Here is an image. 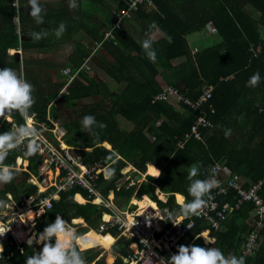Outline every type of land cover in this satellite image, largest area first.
<instances>
[{"label":"trees","instance_id":"1","mask_svg":"<svg viewBox=\"0 0 264 264\" xmlns=\"http://www.w3.org/2000/svg\"><path fill=\"white\" fill-rule=\"evenodd\" d=\"M151 1L152 5L147 2L137 4L136 10L130 8L132 0H77L79 6L76 9L69 7V0L40 1L45 10L44 23L37 24L30 15L29 0H17L19 10L13 5L14 0H0V68L19 71L22 66L25 78L34 86L32 95L36 102L29 115L35 114L39 122H46L47 115L57 121L60 118L55 113L57 104L66 109L83 100L89 102L78 109L75 118L63 123V139L70 148L80 150L84 164L100 163L106 169H115L102 190L104 196L107 190L113 189L112 183L121 177L120 170L126 165L142 174L153 169L157 172L147 173L153 177L147 176L136 197L176 211L178 207L172 194L187 201L192 199L188 193V175L194 164L200 166L198 179L208 178L207 169L214 163L225 165L244 188L264 179V0ZM48 3L57 8L52 9ZM123 12L129 15L117 21ZM132 17L139 24L134 32L136 38L126 27L125 20ZM61 22L66 24V30L57 38L55 30ZM42 29L47 30V37L39 41L30 37L32 32ZM79 31L85 34L88 43L83 44L80 40L72 44L66 69L77 75L61 94L69 76L60 75L59 69L65 67L58 68L23 56L18 61L17 56H9L10 50H21L24 54L58 48L73 42L74 34ZM206 32L209 43L192 54L186 37L191 34L201 36ZM148 33L155 40V62L147 58L141 47V41ZM92 50L96 55L91 59L103 78L91 69L78 71L92 56ZM256 72L260 73L261 81L252 87L248 81ZM110 82L118 85L113 91H110ZM165 87L172 89L175 97L156 100ZM208 87L213 88L211 98L206 102L198 100ZM53 101L56 107L51 106ZM188 102L196 103V109H189ZM86 115L95 116L97 121L88 134L82 127ZM7 117L14 119L16 126L24 124L19 112L14 111ZM198 117H205L213 124L212 129L200 128L199 139L190 134V126ZM4 118L0 117V133L11 127ZM121 121L132 124V128L126 131L121 127ZM46 123L53 127L50 122ZM99 123L106 127L100 128ZM228 130L231 132L226 137ZM104 142L110 147L109 151L99 147ZM18 157L28 162L29 173L17 171L11 183L0 184V199L6 200L5 195L9 193L20 205L21 199L36 196L38 188L28 184L27 180L30 175H38L40 157L38 154L26 157L23 150L16 149L4 163L13 165ZM156 187L162 193L170 194L165 204L157 200ZM134 190L114 192V197L128 199ZM75 193L86 197L85 190L79 187L61 192L59 199L52 201L51 209L36 218L34 234L42 232L57 215L69 223L78 218L88 226L96 222L99 218L97 206L89 200L83 204V198L79 201L82 204L76 203L73 200ZM260 193L264 198V188ZM234 197L235 193L231 192L224 200L232 203ZM251 209V205L245 203L234 211L219 233L213 234L214 244L203 246L200 241L196 242L201 247L220 248L225 255L244 256L240 251L250 229ZM83 228L76 229L81 236L88 230L80 233ZM91 229L92 248H82V254L87 264H104L98 256L106 245L99 237L110 236L98 235ZM205 229L197 223L183 244L193 241ZM262 236L259 250L252 257L244 256L246 264H264V234ZM128 244L129 241L120 239L111 251L124 256L128 253ZM42 247L36 243L18 244L9 235L0 264H25L26 257L39 252ZM119 261L118 257L115 263Z\"/></svg>","mask_w":264,"mask_h":264},{"label":"built area","instance_id":"2","mask_svg":"<svg viewBox=\"0 0 264 264\" xmlns=\"http://www.w3.org/2000/svg\"><path fill=\"white\" fill-rule=\"evenodd\" d=\"M143 2L152 5L151 0H132L130 8L136 10L137 4ZM13 5L18 7L17 0H14ZM128 15V13L123 12L117 18V21ZM87 62H90V58L85 61L83 66ZM86 69L89 70V68ZM59 73L63 76H69L60 91V93H63L77 74H71L70 69L66 68L60 69ZM212 90V87H208L202 92L198 100L206 102L211 98ZM169 97H175V92L165 87L164 91L155 99L167 100ZM186 105L191 110H195L197 106L196 103L191 104L190 102L186 103ZM22 118L25 123V117L22 116ZM34 118L36 119L35 114L29 115V119H32V121H34ZM46 122H50L53 127L50 128ZM46 122H34L35 126H39L41 130V135L38 139L40 151L37 153L40 157V168L39 176L28 180L29 183L38 187L43 186L44 190H39L36 197L23 198L20 205L14 204L15 215L18 214V217L15 218V222L12 224V221H8L7 225H5V227H10L11 229L5 236L0 237V244L6 242L7 245L9 243V234L14 241H17L14 227L21 229V223H24L23 217L21 218L20 216L22 213L24 217L27 213L32 214L33 220L31 222L35 223L36 218L46 210L51 209L52 201L59 199L61 192H66L73 187H79L85 190L86 197H83L81 193H75L73 194V200L76 201V196H80L83 198L84 203L89 200L91 204L100 208L98 233L109 234L110 231H113L115 233L114 242L120 238L129 241V244L126 245L128 253L125 256H118L119 262L115 263L113 261L110 264H165L169 256L177 252V246L180 245L197 223H201L206 229L196 236L193 242L200 241L206 246L214 244L215 238L213 234L219 233L228 217L234 211L239 210L245 203L250 204L252 207L248 218L250 229L241 245L240 252L244 256L252 257L259 250L262 235L264 234V198L260 193L264 188V179L250 187L244 188L240 180L225 165L214 163L207 169L208 177L214 176L219 182V186L211 190L212 199L208 200V206L203 213L189 218H170L168 213L173 211L169 206L157 207L150 202H143V205H140L142 201L136 198V192L140 185L146 182L147 174H141L133 167H126L120 170L121 177L112 183L113 189L107 190L104 196L102 190L108 180L105 179L106 166L100 163L84 164L79 149L70 148L63 144L64 128L62 126L57 128V125L53 123L48 115L46 116ZM12 125H14L12 126L13 128L16 127V123H12ZM200 128L212 129L213 124L205 117L196 118L190 126V134L193 138H200ZM179 148H181V145ZM19 150L22 151L23 148ZM83 151L90 152V150ZM136 173L139 174V179L135 178L137 176ZM101 177L103 181L100 183ZM130 188H135L134 192L120 206L117 198L114 197V192L126 191ZM45 192H48L46 196L38 198L39 195ZM231 192L235 193L232 203L224 200V197H227ZM154 194L157 200L163 204L166 203L168 196H170V194L162 193L158 187L155 188ZM172 196L175 206L178 207L176 212H178V202L183 197L178 194H172ZM3 219L4 216H0V220ZM173 220L181 224L174 225L172 223ZM32 227L28 230H31ZM204 234L212 243L205 242V239L202 238Z\"/></svg>","mask_w":264,"mask_h":264},{"label":"clouds","instance_id":"3","mask_svg":"<svg viewBox=\"0 0 264 264\" xmlns=\"http://www.w3.org/2000/svg\"><path fill=\"white\" fill-rule=\"evenodd\" d=\"M78 6L77 0H69L70 8L76 9ZM29 7L30 15L35 19L36 23L43 24L45 10L39 0H29ZM151 27H155V25ZM65 30L66 24L61 22L55 30L56 37L60 38ZM47 36L48 32L44 29L30 34V37L36 41ZM154 43L155 40L151 33L146 34V37L141 41L142 49L147 58L152 62L156 61V51L153 47ZM260 81L261 75L259 72H256L249 78L248 84L256 87ZM33 89L34 86L25 78L22 71H17L10 67L0 68V117H6L14 111L19 112L25 117L24 124L0 133V184L11 183L15 178L17 169L12 165L4 163L11 151L23 148V155L26 157H31L40 151L38 139L41 135V130L29 119L30 109L36 102L32 95ZM96 125L97 121L95 116L86 115L83 117L82 127L84 131L90 132ZM98 126L100 128L106 127L103 123H99ZM230 132L231 130L226 131L225 136H229ZM126 167L131 166L126 165L124 168ZM158 172L160 173L159 170ZM199 172V165L194 164L191 166L188 175V180L190 181L188 193L192 199L190 201H187L186 198L181 199L178 202L179 211L169 212L168 215L170 218L199 216L208 206V200L212 199L210 195L211 190L218 187L219 182L214 176H209L206 179H198L196 177H198ZM114 173V168L105 169V179H110ZM147 176L151 175L147 174ZM8 207V204L4 200H0V210H6ZM4 215H7L6 211ZM172 223L174 225L181 224L176 223L174 220ZM9 231L10 227L0 226V237L5 236ZM203 237L206 243H212L206 236ZM82 240L83 237L77 233L76 229L60 215H57L54 222L49 223L42 232L34 234L26 242L28 245H33V243L42 244L43 247L39 252H35L26 257L25 264H87V260L82 254ZM3 251V245L0 244V252ZM165 264H246V261L244 256H237L235 254L225 255L217 247L179 245L177 252L169 256Z\"/></svg>","mask_w":264,"mask_h":264},{"label":"rangeland","instance_id":"4","mask_svg":"<svg viewBox=\"0 0 264 264\" xmlns=\"http://www.w3.org/2000/svg\"><path fill=\"white\" fill-rule=\"evenodd\" d=\"M40 1H42V2H45V1H48L49 2V0H39V2ZM40 4H41V2H40ZM133 18L134 17H132V18H130V19H126L125 21H126V24H128V25H126V27H128V30L130 31V32H132L133 34H134V32L138 29V25L139 24H137V22H135L134 20H133ZM134 38H136V35L134 34ZM73 42H71V43H66V44H64V45H61V46H59L58 48L59 49H53L52 51H49V52H46V54L45 55H42V54H38V52H33V51H29V52H24V54H22V51L21 50H18L17 51V54L18 55H15V56H17V58H18V61H20L21 60V58H22V56H23V58H28V59H31V60H39V61H42L43 63L44 62H48V63H50V64H52V65H54V66H56V67H58V68H60V66H62V67H65V68H68V64H66V59H67V57L70 55V52H71V47H72V44L73 43H75V41H82L83 42V44H87L88 43V38L85 36V34L82 32V31H79L77 34H74V36H73ZM195 42H200L201 41V43L204 45V44H208L209 43V39H208V34H207V36H203L202 38H199V39H195L194 40ZM195 42H192V41H189L188 42V47L190 48V50H191V52H192V54H194V52H196L202 45H196L195 44ZM11 55H14L13 54V52H12V54ZM96 55V51L95 50H92V56L90 57V62H87L86 64H85V66H83L82 68L80 67L79 68V70L78 71H80V70H83V69H86V68H89V69H91L92 70V72H95L97 75H100L102 78H103V74H102V72H100L99 71V68L96 66V64L93 62V60L91 59L93 56H95ZM87 70V69H86ZM19 71H22V66H21V68H20V70ZM59 72H60V69H59ZM108 80V79H107ZM108 85H109V87H110V91H113V90H115L116 88H117V84L116 83H113V82H110V83H108ZM61 94V93H60ZM60 94L58 95V96H60ZM89 102H87L86 100H83L82 102H80V104H77L76 106L74 105H72L70 108H66V109H63V108H61L58 104H57V107H56V103H55V101H53V102H51V106L52 107H56L57 108V110L55 111V113L58 115V116H60V118L57 120V121H53V123L55 124V125H57V128H58V126H62L63 125V123H67V122H70L71 120H72V118L74 117H76V115L77 114H79V108L81 109V107H82V105L84 104H88ZM49 116V118H51L50 117V115H48ZM4 120H7L8 122H10V124H11V126H14V125H12V123H15L14 122V119H12V118H7V117H5L4 118ZM32 120V119H31ZM35 121H38V120H36L35 118H34V121L33 122H35ZM120 125H121V127H123L126 131H129L131 128H132V124H129V123H125V122H123V121H121L120 122ZM13 128V127H12ZM38 129H39V126L37 127ZM89 132V131H88ZM85 133H87V131H85ZM90 133V132H89ZM64 134H65V132H64ZM88 134V133H87ZM105 142H104V144L103 145H100L99 147H101V148H103V149H106V150H109L110 149V147H108L109 149H107L105 146ZM148 172H153L151 169H148V171L146 172V174L148 173ZM157 172V171H156ZM40 190V189H39ZM6 196V200H4V201H6V202H8V205H10V207H11V210L9 211L10 213L8 214V217L6 216V215H4V212L5 211H7V209L6 210H0V216H4V219H7V220H1L2 221V225H3V227H5V225H7V223H8V221H12L11 222V224L13 223V222H15L14 220H15V218L16 217H18L17 215H15V205H14V203H13V199H11V200H8L7 198H8V196L7 195H5ZM179 198V197H178ZM81 199V197L80 196H78L77 197V200H80ZM1 200V199H0ZM122 209H124V208H122ZM23 215V216H22ZM22 215H20L21 216V218H22V220L24 221V223L22 222L21 223V229H19L20 231H21V233L22 234H25V236H26V233H27V230L28 229H30L31 227H32V225L34 224V222H31L32 220L31 219H28L27 217H24V214L22 213ZM76 223V222H75ZM97 223V220H96V222H94V224L93 225H91V227L95 230V231H97L98 230V224H96ZM75 229H80L81 228V225L82 226H87L86 228L87 229H90V227L88 226V225H85L83 222L82 223H76V224H74V223H72V221H71V223H70ZM74 224V225H73ZM86 228H83V229H81L80 230V233H82V231H84V230H86ZM11 229V228H10ZM91 231V230H90ZM88 233H89V230H88ZM86 234H87V231H86ZM16 235V234H15ZM32 235V234H31ZM31 235H29V236H31ZM84 235V234H83ZM110 235H113L112 233H111V231H110ZM24 236V237H25ZM21 237H22V235H21ZM16 242L17 243H20V242H27L28 240H27V238L26 239H24V238H19V236H17L16 235ZM85 240V239H84ZM86 242H87V240H86ZM88 243V242H87ZM201 243V245H203V246H205L202 242H200ZM2 245H3V248L5 249V247H6V242H3V243H1ZM5 244V245H4ZM37 244V243H36ZM8 245V244H7ZM38 245H40V244H38ZM192 245H199V246H201L200 244H199V242H194ZM83 247V246H82ZM95 247H97V246H95ZM92 248V247H91ZM1 255H2V252H0V257H1ZM93 264V263H92Z\"/></svg>","mask_w":264,"mask_h":264},{"label":"crops","instance_id":"5","mask_svg":"<svg viewBox=\"0 0 264 264\" xmlns=\"http://www.w3.org/2000/svg\"><path fill=\"white\" fill-rule=\"evenodd\" d=\"M49 1H51V0H49ZM45 2H48V1H45ZM52 4V3H51ZM50 3H48V5H50V7L52 8V9H54V8H57L56 6L54 7L53 5H51ZM17 10H19V8L17 7ZM207 34H208V36H209V33L208 32H206L204 35H201V36H196V35H193V34H191V35H188L186 38H187V41L189 42V41H192V42H195L194 40L196 39H199V38H202L203 36H207ZM195 44L196 45H202V46H204V45H206V44H202L201 43V41L200 42H195ZM201 46V47H202ZM200 47V48H201ZM199 48V49H200ZM55 49H59V48H55ZM53 50V49H52ZM52 50H44L43 52H39V51H33V52H38V54H42V55H45L46 54V52H49V51H52ZM12 52H13V54L14 55H17V51H15V50H10L9 51V56H13V55H11L12 54ZM7 117V116H6ZM7 118H9V117H7ZM7 121V120H6ZM8 122V121H7ZM10 129H12V126L8 129V130H10ZM63 144L64 145H66L65 144V141H64V139H63ZM67 146V145H66ZM105 146V145H104ZM109 147V146H108ZM108 147H106L107 149H109ZM18 160L20 161V165L18 164ZM15 169H17V171H19V172H23V173H26V174H28L29 172H28V162L27 161H23L21 158H16V160H15V162H14V164L12 165ZM149 166V165H148ZM40 168V167H39ZM152 171H153V173L154 172H156L155 170H153L152 169ZM160 171V170H159ZM39 176V170H38V175H30V178L28 179V180H30L31 178H36V177H38ZM28 180H27V183L28 184H30V185H32V186H35L36 188H38V191H39V188H40V191H43L44 189H43V186H40V187H38V186H36L35 184H31V183H29L28 182ZM38 191H36V195H38ZM7 196H8V200H11V199H13L12 198V195L11 194H9V193H7L6 194ZM180 196V195H179ZM31 197H36V196H31ZM77 197V196H76ZM178 197V196H177ZM137 198V197H136ZM138 199V198H137ZM21 201H22V199H21ZM76 201H77V203L78 204H82L81 202H79L77 199H76ZM126 201V198L125 197H121L117 202H118V204L121 206V205H123L124 204V202ZM140 201H142V202H150L148 199H146V198H144V199H141ZM6 202V201H5ZM7 204H8V202H6ZM13 203L15 204V205H17L14 201H13ZM21 203V202H20ZM151 203V202H150ZM84 204V203H83ZM152 204V203H151ZM140 205H141V202H140ZM143 205V204H142ZM141 205V206H142ZM8 206H10V205H8ZM98 208V207H97ZM99 209V213H100V208H98ZM11 210V207H8V209H7V215L10 213L9 211ZM42 212V211H41ZM32 214H26V216L25 217H28V219H30V216H31ZM33 216V215H32ZM79 220H82L83 221V219H81V218H78ZM98 221H99V218L97 219V223L96 224H98L99 225V223H98ZM72 223H74V224H76L75 223V219L74 220H72ZM83 223L85 224V222L83 221ZM73 224V225H74ZM94 224V223H93ZM92 224V225H93ZM83 227H87V226H82L81 225V228H83ZM90 227V229L92 228L91 226H89ZM32 229H33V227H32ZM30 230V235L32 234L33 236H34V231L33 230ZM89 230V229H88ZM87 230V231H88ZM91 230H94L93 228L91 229ZM95 231V230H94ZM96 233L98 234V235H103V236H105V235H109L110 237H104V238H100L99 236H97V237H99V240H100V242H102V243H104L105 245H106V247H105V249H102L100 246H98V247H100L101 248V254L98 256V258H102L103 259V263L104 264H110L109 263V261H108V259H109V257H111L112 258V262L114 261H117V259H118V256H123V255H119V254H117L116 252L114 253V252H112L111 251V247L115 244V242H117L118 240H120V239H122V238H120V239H118L117 241H115L114 242V240H113V237H115V233H113V231H111V233L113 234V235H110V233L109 234H102V233H98V230L96 231ZM96 234V235H97ZM86 233H84V235H82V237H83V240L85 239V241L87 240V242H88V246L87 247H85V248H89V247H91V245H92V243H93V240H94V238L92 237V235H91V233H88L86 236ZM30 238V236L28 237V239ZM263 239V238H262ZM122 240H124V239H122ZM111 241V242H110ZM126 241V240H125ZM194 242L193 241H189L188 243H186V244H183V241L180 243V245H185V246H191L192 244H193ZM206 246V245H205ZM178 247V246H177ZM82 248H84V247H82ZM176 250H178V248H176ZM125 251H126V249H125ZM125 256V255H124ZM94 264V263H93Z\"/></svg>","mask_w":264,"mask_h":264},{"label":"bare ground","instance_id":"6","mask_svg":"<svg viewBox=\"0 0 264 264\" xmlns=\"http://www.w3.org/2000/svg\"><path fill=\"white\" fill-rule=\"evenodd\" d=\"M105 147H108V145L107 144H105ZM18 164L20 165V161L18 160ZM156 171V170H155ZM149 173V172H148ZM78 197V196H77ZM77 197H76V199H77ZM78 201H82V198L80 199V200H78ZM143 204V202H141V205ZM10 207V206H9ZM7 216V215H6ZM30 219L31 220H33V216L31 215L30 216ZM75 222L76 223H82L83 221L82 220H75ZM2 225V221L0 220V226ZM14 231H15V234L17 235V236H19V238L21 239V238H24V239H26L27 238V240H28V237H29V235H27V236H25V234H22L21 233V231L19 230V229H16L15 227H14ZM21 235H22V237H21ZM25 236V237H24ZM203 236H206V234H204ZM202 236V238H204ZM33 237V235H31L30 236V238H32ZM111 242V241H110ZM82 246L85 248V247H87L88 246V243L85 241V240H82ZM108 261H109V263H111L112 262V258L111 257H109V259H108Z\"/></svg>","mask_w":264,"mask_h":264},{"label":"water","instance_id":"7","mask_svg":"<svg viewBox=\"0 0 264 264\" xmlns=\"http://www.w3.org/2000/svg\"><path fill=\"white\" fill-rule=\"evenodd\" d=\"M17 55H18V54H17ZM17 60H18V58H17ZM135 178H136V179H139V176H136ZM29 234H30V230L27 231V235H29Z\"/></svg>","mask_w":264,"mask_h":264}]
</instances>
